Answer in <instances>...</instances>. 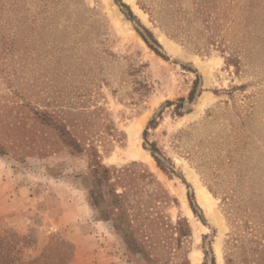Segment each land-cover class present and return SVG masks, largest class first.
<instances>
[{
  "label": "rangeland",
  "instance_id": "obj_1",
  "mask_svg": "<svg viewBox=\"0 0 264 264\" xmlns=\"http://www.w3.org/2000/svg\"><path fill=\"white\" fill-rule=\"evenodd\" d=\"M0 12V264H264V0ZM26 30V48L3 50ZM35 109L57 111L83 151Z\"/></svg>",
  "mask_w": 264,
  "mask_h": 264
},
{
  "label": "trees",
  "instance_id": "obj_2",
  "mask_svg": "<svg viewBox=\"0 0 264 264\" xmlns=\"http://www.w3.org/2000/svg\"><path fill=\"white\" fill-rule=\"evenodd\" d=\"M122 5L126 6L128 9V17L129 18H135V15L133 14L132 10L129 8V6H127L124 3H121ZM1 16L6 17L5 14H3V12H0ZM140 27L142 28V31L139 30L140 35L142 36V38L145 40V42L153 49L155 50L156 53L161 54L159 47H161L160 43L158 42V40L154 37L153 33L146 28L144 25L139 24ZM11 33H9L8 35L5 36H1L2 37V45H3V50L6 51V49L10 50V51H15L20 48V47H27V43H28V30L26 31H22L21 33H19V35H16V33H13L11 36ZM8 52V51H7ZM3 54V53H2ZM200 76H198L199 78ZM199 79H197L196 82H198ZM195 95V89H193L189 95L190 100H192L194 98ZM182 101H184V98L182 99ZM23 106H26L23 104ZM35 120H37L40 124L47 126L51 131L54 132V134L59 138V140H62V142H64L67 146L70 147L71 150L73 151H77V152H81L83 151V146H82V142L79 138H77L71 131L70 129H68L67 125H65L63 123V119L61 117H59V115L57 114V111L53 110H40V109H35ZM148 126H156V121L155 119H152L151 121H149ZM1 129V126H0ZM148 133L147 130H145L144 134L146 135ZM34 135V134H33ZM35 135L37 137H40V134L35 133ZM29 136V135H28ZM30 137V136H29ZM29 139V138H28ZM18 140L23 141L24 139L22 137H20ZM36 149L38 150V154H42L44 152L47 151V148H45V146H38L36 147ZM94 150V152H97L95 150V148H92ZM150 150L152 152V155L154 156V158L157 161L158 166L169 173L174 172L165 162L164 158L161 156L160 152H159V148L151 143L150 144ZM0 152H5L4 148L0 145ZM95 167H94V172H97L99 170V168H102V172L103 173H107L109 171V168L106 166H102L101 163H99L98 160H96L95 162ZM100 181V178L98 179ZM189 199L191 202V206L194 210V212H197V206L195 204L194 201V194L193 192L189 194ZM121 214V213H120ZM119 214V216H120ZM129 240V239H128ZM132 241L134 242L135 240H133L130 237L129 242L132 243ZM264 257V255H263ZM212 263L215 264V260H212Z\"/></svg>",
  "mask_w": 264,
  "mask_h": 264
},
{
  "label": "bare ground",
  "instance_id": "obj_3",
  "mask_svg": "<svg viewBox=\"0 0 264 264\" xmlns=\"http://www.w3.org/2000/svg\"><path fill=\"white\" fill-rule=\"evenodd\" d=\"M136 134H137V129H135L133 131V136L135 137ZM137 155L141 158L144 157V153L140 149L137 150ZM198 193H199V196L202 198L205 197V194L207 195L206 191L204 189H202L201 187L200 188L198 187ZM195 264H198V260H197V263H195Z\"/></svg>",
  "mask_w": 264,
  "mask_h": 264
}]
</instances>
